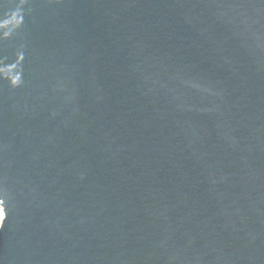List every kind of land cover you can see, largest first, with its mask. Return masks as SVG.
Listing matches in <instances>:
<instances>
[{"label": "water", "instance_id": "95a60500", "mask_svg": "<svg viewBox=\"0 0 264 264\" xmlns=\"http://www.w3.org/2000/svg\"><path fill=\"white\" fill-rule=\"evenodd\" d=\"M0 264H264V0H0Z\"/></svg>", "mask_w": 264, "mask_h": 264}, {"label": "rangeland", "instance_id": "374dc122", "mask_svg": "<svg viewBox=\"0 0 264 264\" xmlns=\"http://www.w3.org/2000/svg\"><path fill=\"white\" fill-rule=\"evenodd\" d=\"M4 217L3 211H2V207L0 206V224L2 222V219Z\"/></svg>", "mask_w": 264, "mask_h": 264}]
</instances>
